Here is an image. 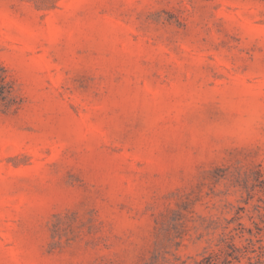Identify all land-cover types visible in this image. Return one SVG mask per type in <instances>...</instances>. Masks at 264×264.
Instances as JSON below:
<instances>
[{"label": "rangeland", "instance_id": "rangeland-1", "mask_svg": "<svg viewBox=\"0 0 264 264\" xmlns=\"http://www.w3.org/2000/svg\"><path fill=\"white\" fill-rule=\"evenodd\" d=\"M0 264H264V0H0Z\"/></svg>", "mask_w": 264, "mask_h": 264}]
</instances>
